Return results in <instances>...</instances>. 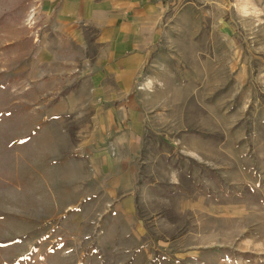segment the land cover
<instances>
[{
	"label": "rangeland",
	"instance_id": "rangeland-1",
	"mask_svg": "<svg viewBox=\"0 0 264 264\" xmlns=\"http://www.w3.org/2000/svg\"><path fill=\"white\" fill-rule=\"evenodd\" d=\"M48 2L0 0V264H264V0H194L198 17L183 29L200 33L175 40L215 45L238 62L225 66L226 77L221 66L211 70L215 109L194 113L196 127L210 125L211 160H172L180 183L164 192V211L143 214L149 221L139 244L124 230L126 238L110 245L122 251L112 254L99 251L98 222L81 221L67 207L71 197L62 179L72 169L53 157L64 133L38 129L43 115L32 109L43 105L42 91L24 82ZM174 50L165 44L167 61ZM183 64L162 72L163 83L193 78L196 87L199 71H208ZM223 79L225 114L218 108ZM182 110L162 117L164 125L185 129Z\"/></svg>",
	"mask_w": 264,
	"mask_h": 264
},
{
	"label": "crops",
	"instance_id": "crops-1",
	"mask_svg": "<svg viewBox=\"0 0 264 264\" xmlns=\"http://www.w3.org/2000/svg\"><path fill=\"white\" fill-rule=\"evenodd\" d=\"M48 3L24 80L42 91L38 96L43 105L32 113L43 115L38 129L64 133L53 157L66 160L72 169L62 179L71 197L67 207L82 214L81 221L98 222L100 252L121 253L112 243L123 235L126 238L123 231L130 229L129 237L139 244L149 221L143 214L163 212L168 195L164 192L180 183L172 160H211L210 125L196 127L194 113L215 109L209 103L214 95L211 70L221 66L224 72L225 66L238 62L215 45L193 41L184 45L175 40L200 33L195 27L183 29L198 17L194 0ZM167 42L176 53L169 61L163 53ZM216 51L220 54L213 57ZM182 63L208 70L199 71L202 78L199 73L196 87L193 78L181 84L163 83L160 74L176 66L184 68ZM31 67L34 71L29 73ZM217 84L224 92L218 108L225 114L227 85L224 79ZM184 86L190 87L186 95L179 93ZM185 96L187 108L182 110ZM179 101L181 105H176ZM178 109L187 123L176 132L164 125L162 117ZM219 130L224 134L227 128ZM215 147L225 158L224 149Z\"/></svg>",
	"mask_w": 264,
	"mask_h": 264
},
{
	"label": "trees",
	"instance_id": "trees-1",
	"mask_svg": "<svg viewBox=\"0 0 264 264\" xmlns=\"http://www.w3.org/2000/svg\"><path fill=\"white\" fill-rule=\"evenodd\" d=\"M180 2H181V0H177V3H178V4H179ZM174 10H175V9H174V8H172L170 12H171V13H173V12H174Z\"/></svg>",
	"mask_w": 264,
	"mask_h": 264
}]
</instances>
